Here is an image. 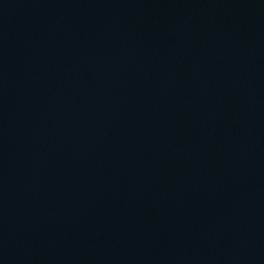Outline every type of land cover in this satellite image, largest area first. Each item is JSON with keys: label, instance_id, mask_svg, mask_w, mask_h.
Segmentation results:
<instances>
[{"label": "water", "instance_id": "1", "mask_svg": "<svg viewBox=\"0 0 264 264\" xmlns=\"http://www.w3.org/2000/svg\"><path fill=\"white\" fill-rule=\"evenodd\" d=\"M0 264H264V0H0Z\"/></svg>", "mask_w": 264, "mask_h": 264}]
</instances>
